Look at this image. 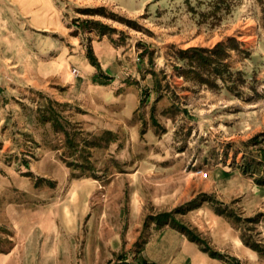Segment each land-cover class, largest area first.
I'll use <instances>...</instances> for the list:
<instances>
[{"label":"rangeland","instance_id":"374dc122","mask_svg":"<svg viewBox=\"0 0 264 264\" xmlns=\"http://www.w3.org/2000/svg\"><path fill=\"white\" fill-rule=\"evenodd\" d=\"M66 1L58 35L0 8V264H193L175 220L264 264V0ZM220 42L232 77L181 75Z\"/></svg>","mask_w":264,"mask_h":264},{"label":"trees","instance_id":"16d2710c","mask_svg":"<svg viewBox=\"0 0 264 264\" xmlns=\"http://www.w3.org/2000/svg\"><path fill=\"white\" fill-rule=\"evenodd\" d=\"M226 46L220 42L213 49L192 47L188 50H179L176 52V57L180 61L181 70L180 73L185 78H193L202 84H208L216 86V81H227V77H232L233 72L226 62ZM96 62V61H95ZM97 64V62H96ZM240 72V71H239ZM55 125H59L56 118H54ZM66 136L69 144L72 147H76L75 141L71 138L70 134L66 130ZM261 159L256 160L254 158L247 159L240 166L243 173L251 175L255 178L256 182L260 185H264V151H260ZM206 201H211L216 206V212L219 215H224L230 220L237 222L239 219L234 216L232 210L228 205L219 203V201L211 195H205ZM166 218V215H162L158 220ZM159 224L162 221H158ZM175 227L186 235L188 240L197 243L201 250L207 253L212 258L223 259L227 264H241L240 259L235 256H229L217 249H215L198 231L196 228H192L180 220H175ZM249 243V241H246ZM252 248L260 252L264 256V248L261 249L260 243H249ZM138 258V257H137ZM126 262V261H123ZM136 264H158L156 261H149L145 257L136 260Z\"/></svg>","mask_w":264,"mask_h":264},{"label":"crops","instance_id":"0c3cea01","mask_svg":"<svg viewBox=\"0 0 264 264\" xmlns=\"http://www.w3.org/2000/svg\"><path fill=\"white\" fill-rule=\"evenodd\" d=\"M6 1L7 0H0V8L3 7L4 9L7 8L9 10L11 9L12 11H15V13L20 15V20L32 25L35 28L41 29L43 31L53 30L56 34L57 31L61 30V26H63L62 8L58 6V2H63V0H10L9 2L11 3V6L9 7H7ZM87 1L95 2L98 0ZM106 1L114 2L113 0ZM141 8L137 10H140ZM58 34L60 33H57V35ZM54 45L55 46H51L49 50L56 48L55 43ZM71 46L73 47L74 45L71 43ZM64 49L67 50L66 46L65 48L62 45L58 47V50L60 51H63ZM106 51H116V49L113 47H107ZM166 230L175 236L176 239L174 244L167 248L168 251H172L174 254L179 255L181 259H188L193 264H202V262L206 260L205 252L201 250L197 243L188 240L186 235L172 228H168ZM151 244L153 245V239L150 241V245ZM154 261H156V259ZM156 262L158 263V261Z\"/></svg>","mask_w":264,"mask_h":264},{"label":"built area","instance_id":"2783aa9c","mask_svg":"<svg viewBox=\"0 0 264 264\" xmlns=\"http://www.w3.org/2000/svg\"><path fill=\"white\" fill-rule=\"evenodd\" d=\"M78 72V70L77 69H74V73H77Z\"/></svg>","mask_w":264,"mask_h":264}]
</instances>
